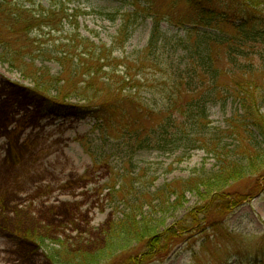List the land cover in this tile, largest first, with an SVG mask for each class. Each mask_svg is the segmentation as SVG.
Segmentation results:
<instances>
[{
    "label": "trees",
    "instance_id": "obj_1",
    "mask_svg": "<svg viewBox=\"0 0 264 264\" xmlns=\"http://www.w3.org/2000/svg\"><path fill=\"white\" fill-rule=\"evenodd\" d=\"M143 2L141 13L152 21L148 41L118 56L135 30V14L124 17L110 46L78 33L63 42L52 35L64 30L63 4L37 12L0 0V61L31 80L33 87L26 89L31 103L57 116L96 118L101 141L96 163L114 157L122 165L123 181L107 185L114 207L122 209L104 234L103 247L72 251L60 243L51 248L59 263L165 260L190 229L218 224L213 211L225 217L249 193L264 189V0ZM46 34L51 38H39ZM51 62L60 66L56 73ZM229 103L235 110L227 127L213 125L210 107ZM144 150L182 156L202 150L217 166L151 192L147 185L133 187L129 178ZM188 193L202 202L199 214L190 215L191 225L161 230L156 215L178 208ZM39 233L28 237L37 241ZM262 253L256 252L254 264H264Z\"/></svg>",
    "mask_w": 264,
    "mask_h": 264
},
{
    "label": "rangeland",
    "instance_id": "obj_2",
    "mask_svg": "<svg viewBox=\"0 0 264 264\" xmlns=\"http://www.w3.org/2000/svg\"><path fill=\"white\" fill-rule=\"evenodd\" d=\"M12 3L37 12L63 4L67 13L64 30L52 33L63 42L66 41L63 37L78 33L110 46L124 17L135 14L132 20L136 19V23L131 25L135 30L116 52L118 56L142 49L152 27L151 18L146 19L141 13L143 0H12ZM108 15L117 19L112 21ZM163 26L171 34L176 32L168 24ZM39 38L51 37L46 34ZM47 64L52 73L59 70L57 63ZM28 87H33L30 79L0 61V264H64L52 258L51 248H59L60 243H67L72 251L98 252L103 247L104 234L122 209L114 207L107 185L123 181L119 171L122 165L114 157L96 163L101 143L96 118L50 114L39 104L31 103ZM234 110L232 103L226 107L212 105L213 125L227 127V119ZM135 164L136 172L129 173L132 186L149 187L151 192L164 184L186 179L203 167L217 166L202 150L187 156L180 152L144 150L136 155ZM201 203L197 195L188 193L178 208L157 214L156 225L161 230L171 226L177 229L182 223L190 226V215L199 214ZM213 217L217 225L206 224L205 230L203 225L190 229L165 260L147 264H254L256 252L261 249L264 259V189L249 193L227 216H218L213 211ZM33 231L40 232V237H34L37 241L28 237Z\"/></svg>",
    "mask_w": 264,
    "mask_h": 264
}]
</instances>
